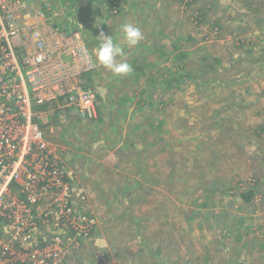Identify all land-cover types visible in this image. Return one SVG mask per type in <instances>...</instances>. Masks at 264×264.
<instances>
[{
    "label": "rangeland",
    "instance_id": "obj_1",
    "mask_svg": "<svg viewBox=\"0 0 264 264\" xmlns=\"http://www.w3.org/2000/svg\"><path fill=\"white\" fill-rule=\"evenodd\" d=\"M95 1L0 0V264H264V0ZM124 23L144 36L132 49ZM34 29L57 62L56 34L84 36L96 69L64 83L97 92L96 117L10 70ZM100 32L149 74L118 104L97 91L120 77L93 54ZM154 73L174 89L161 108L141 97Z\"/></svg>",
    "mask_w": 264,
    "mask_h": 264
},
{
    "label": "built area",
    "instance_id": "obj_2",
    "mask_svg": "<svg viewBox=\"0 0 264 264\" xmlns=\"http://www.w3.org/2000/svg\"><path fill=\"white\" fill-rule=\"evenodd\" d=\"M14 31V29L10 28L9 34L13 36L11 42L15 38ZM43 36V33L34 29L25 33L23 37H17L20 43L26 41L25 47L27 50L25 51L27 56L23 62V70L25 67V71H16L13 65L14 60L9 64L10 70L15 71L20 79L24 74L28 84H31L32 87L46 85V88L42 90L44 92L42 95H46L45 90L53 95L56 93L63 95L67 92V94L63 95L64 99L70 107L79 112L81 117L84 119L96 117L99 106L97 92L90 87L82 88L79 83H64L66 80L69 82L70 78L75 75H79L82 70L91 71L96 69V64L90 53H84L87 50L85 49L86 39L79 31L68 34L63 32L56 34L59 42L57 44L58 54L63 58H59L60 61L57 62L51 59L50 48ZM66 58L71 59L68 65L63 62ZM5 208V205L0 207V220L5 217L4 213L9 212Z\"/></svg>",
    "mask_w": 264,
    "mask_h": 264
},
{
    "label": "clouds",
    "instance_id": "obj_3",
    "mask_svg": "<svg viewBox=\"0 0 264 264\" xmlns=\"http://www.w3.org/2000/svg\"><path fill=\"white\" fill-rule=\"evenodd\" d=\"M120 31L129 49L136 47L144 39L141 29L132 23L122 24ZM98 39L99 45L93 50L98 65L110 70L115 76L130 74L133 68L126 59L124 48L114 41L112 35H105L104 32H100ZM97 91L103 95L105 90L98 88Z\"/></svg>",
    "mask_w": 264,
    "mask_h": 264
},
{
    "label": "crops",
    "instance_id": "obj_4",
    "mask_svg": "<svg viewBox=\"0 0 264 264\" xmlns=\"http://www.w3.org/2000/svg\"><path fill=\"white\" fill-rule=\"evenodd\" d=\"M102 71V69H101ZM102 74V86H105V87H108V89H106L104 91V99H108V104H113V103H117L119 102V100L123 99L124 98V95L125 94L124 92L120 93L119 90L117 91L116 90V86L118 85L119 86V89H120V85L121 86H124V83L126 82V76L130 75L131 74V77L132 79H134L135 83L137 84V86L141 87V85H144V81L145 79H149L147 78V76L149 75L146 71H139V72H136L135 71L133 73H130L126 76H120V77H117V80H113V76L105 71H102L101 72ZM134 74L136 76V78H134ZM151 80H150V83L149 85L153 86V90L151 93H146V90H143L145 91V93H142L141 97H144V99H149V105L151 107H160L161 103L159 104H154V100L158 99L161 100V98H163L164 96H168L170 95L174 89L173 87H170L168 85V81H169V77L166 76L165 78H163V81H157L156 80V74H152L151 75ZM155 79L156 82L153 80ZM144 89V88H143ZM160 96V97H159ZM113 98V100L110 101V99ZM99 104V102H98ZM118 104V103H117ZM166 106V104H163L162 106ZM161 106V107H162ZM160 107V108H161ZM139 125H143V123L139 124ZM147 132H144L141 131L140 134H146ZM142 139V138H140Z\"/></svg>",
    "mask_w": 264,
    "mask_h": 264
},
{
    "label": "trees",
    "instance_id": "obj_5",
    "mask_svg": "<svg viewBox=\"0 0 264 264\" xmlns=\"http://www.w3.org/2000/svg\"><path fill=\"white\" fill-rule=\"evenodd\" d=\"M121 1L122 0H111V4L113 5V9H116L117 10V14H120V13H122V11H121V8H120V4H121ZM96 1L95 0H93V3H95ZM92 3V2H91ZM90 3V4H91ZM99 5V3H97V6ZM90 6H92V5H90ZM75 7H78V6H75ZM102 7H104V5H102ZM74 8V7H73ZM75 10V9H74ZM77 12V13H76ZM98 13H100V9H98V8H96L93 12H92V14L93 15H96V14H98ZM74 15L76 16V17H78L79 19H85V17L86 16H88L89 14H85V12H84V10H82V9H77V10H75V13H74ZM81 23H84V24H86V26H87V22L88 21H86V20H82V21H80ZM71 24V22H69V25ZM80 24H77L76 26H74L75 27V29H77V28H80ZM84 26V25H83ZM98 99H99V96H98ZM249 195V193L247 194V196ZM245 197L246 199H248V200H250V196L249 197ZM141 219H133V222L134 223H136L138 226H140V223H141V221H140ZM143 230V229H142ZM140 233H144V231L143 232H140ZM143 235V234H142Z\"/></svg>",
    "mask_w": 264,
    "mask_h": 264
}]
</instances>
